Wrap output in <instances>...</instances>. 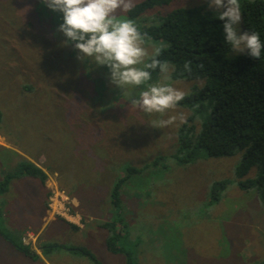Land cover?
I'll use <instances>...</instances> for the list:
<instances>
[{
    "label": "rangeland",
    "instance_id": "1",
    "mask_svg": "<svg viewBox=\"0 0 264 264\" xmlns=\"http://www.w3.org/2000/svg\"><path fill=\"white\" fill-rule=\"evenodd\" d=\"M202 1L172 0L151 13L163 15ZM32 6L41 15H32ZM56 14L61 13L42 0L34 5L0 0V134L6 143L0 144V181L30 158L43 160L50 180L42 188L39 178L17 173L0 193V264H95L72 246L89 249L101 264H126L125 253L108 249L109 231L100 225L117 215L130 225L118 244L131 253L132 264H261L264 203L256 188L238 184L241 154L213 157L201 150L188 162L173 156L179 121L161 129L150 125L174 113L131 109L130 97L145 86L118 88L105 66L91 58L77 60L76 50L61 43L65 37L56 29L62 16L51 18ZM145 47L151 52L157 44L145 38ZM159 79L155 75L151 82ZM173 83L188 93L200 81L185 77ZM176 111L189 113L180 102ZM155 158H160L156 165L124 180L123 207L115 204L112 188L127 167ZM217 180L225 186L215 190ZM46 189L47 209L56 218L49 216L40 233L24 229L27 219L39 223ZM72 197L80 203L76 211L67 203ZM62 218L84 219L85 227L77 230ZM20 235L45 260L39 253L30 257L6 237L19 241ZM54 244L48 252L46 245Z\"/></svg>",
    "mask_w": 264,
    "mask_h": 264
},
{
    "label": "trees",
    "instance_id": "2",
    "mask_svg": "<svg viewBox=\"0 0 264 264\" xmlns=\"http://www.w3.org/2000/svg\"><path fill=\"white\" fill-rule=\"evenodd\" d=\"M170 1L141 0L126 15L142 34H146L145 38L156 42V48L161 49L158 59L170 61L176 66L173 79L187 77L200 81L180 101L188 107L189 113L187 122L177 130V151L173 156L188 162L195 159L201 150L213 157L231 156L239 152L241 156L235 168L238 184L246 189L256 188L264 203V49L259 59L249 56L247 52H234L225 41L224 21L218 19L219 10L209 8L207 0L194 6L178 7L163 15L151 13L152 9ZM31 2L34 5L35 0ZM240 5L242 21L237 25L238 31L256 32L264 43V0H240ZM34 11L37 12L32 6V15ZM47 14L43 12L44 18ZM60 16L62 14L52 15L51 18L55 21ZM187 61H191V73L184 70ZM155 75H160L158 69L152 72V76ZM159 159L155 158L142 166L129 165L126 175L112 188V201L120 206L124 204L121 198L124 180L133 173H141L149 165H156ZM252 171L255 177H245L253 174ZM10 173L0 181V193L7 191L10 179L18 176L17 173L39 178L43 184L48 177L41 167L30 160L20 163L17 172ZM223 186L225 181L217 180L214 189ZM48 202L46 199L45 203ZM117 216L101 223L109 231L106 245L112 252L125 253L126 264H132L131 253L118 244L123 230L128 232L130 225L126 219H117ZM6 237L29 256L37 255L29 244L24 243L22 235L19 241ZM55 246L58 245H46V250ZM68 248L83 252L95 264H101L84 246ZM261 264H264V260Z\"/></svg>",
    "mask_w": 264,
    "mask_h": 264
},
{
    "label": "clouds",
    "instance_id": "3",
    "mask_svg": "<svg viewBox=\"0 0 264 264\" xmlns=\"http://www.w3.org/2000/svg\"><path fill=\"white\" fill-rule=\"evenodd\" d=\"M136 0H42L53 12L62 14V23L56 32L63 34V46L71 45L77 52V60L85 62L91 58L97 66L108 69V79L118 88L145 86L135 98L130 97V108L167 119L151 121V127L161 129L179 121L186 123L183 112H177L178 104L186 92L174 86L173 73L176 66L160 60V48L149 52L145 47V36L134 21L121 16L132 11ZM208 7L219 10L218 19L224 21L225 41L236 53L247 52L255 59L264 49L256 32L238 31L242 21L240 0H207ZM191 61L184 70L191 73ZM159 70L160 79L152 83V72Z\"/></svg>",
    "mask_w": 264,
    "mask_h": 264
},
{
    "label": "crops",
    "instance_id": "4",
    "mask_svg": "<svg viewBox=\"0 0 264 264\" xmlns=\"http://www.w3.org/2000/svg\"><path fill=\"white\" fill-rule=\"evenodd\" d=\"M0 144H5L6 145V143H5V141H4V136H2L1 134H0ZM31 160H33L34 158H30ZM27 160H29V159H27ZM30 160V161H31ZM43 160L41 159V158H39V161H37V160H35V164L37 165V166H39V167H41L42 169H44L45 171H48L45 167H42L41 166V162H42ZM33 162V161H32ZM47 173H49V172H47ZM49 175V174H48ZM23 177V175H20V178H22ZM40 180V179H39ZM49 181L50 180H48V183H49ZM48 183L46 182L45 184H43L42 182H41V180H40V184H41V186H42V188L44 187V188H47L46 186H48ZM47 191H46V198H45V201H46V199L48 198L47 197V195L49 194V189H46ZM5 193V192H4ZM45 201H44V205H43V213L39 216V223L37 224L36 223V221L34 220V219H27L26 221H29L28 222V224L27 225H25L24 226V229H30V228H32V227H37V228H39V233L41 232V230L45 227V225H46V222H47V219L49 218V216H51V218L54 220L56 217H52V215H50V213L51 212H49L48 211V204H46L45 203ZM67 203L70 205V207H72L73 209H75V211H76V207H77V204L79 203V201L77 200V198L76 197H72V199H71V203L70 202H68L67 201ZM72 204V205H71ZM80 204V203H79ZM23 209V208H22ZM128 210H129V208H127ZM76 218V217H75ZM51 219V220H52ZM63 219V218H62ZM66 219V218H65ZM65 219H63V220H65ZM65 222L67 223V224H69V225H71L72 227H74V228H76L77 230H79V229H83L84 227H85V225H84V219H83V222L82 223H78L77 221H76V219H75V221H71V219H66L65 220ZM72 222H74V224H71ZM101 223H102V221L100 222V225H101ZM25 231V230H24ZM39 233H37V235L39 234ZM166 236V235H165ZM16 248V247H15ZM32 249H33V247H31ZM22 251V250H21ZM50 251H52V250H49L48 252H50ZM72 251H74V250H72ZM33 253H35L36 251H34V249H33V251H32ZM36 253H39V255L41 256V258L43 259V260H45L44 258H43V253H42V251L41 250H39V252H36ZM28 255V254H27ZM31 257V256H30ZM34 258V257H33ZM45 264H46V261H45ZM48 264H50V263H48Z\"/></svg>",
    "mask_w": 264,
    "mask_h": 264
},
{
    "label": "built area",
    "instance_id": "5",
    "mask_svg": "<svg viewBox=\"0 0 264 264\" xmlns=\"http://www.w3.org/2000/svg\"><path fill=\"white\" fill-rule=\"evenodd\" d=\"M61 204H60V207L62 208V209H65L66 210V208L68 207L67 205H65L66 203L64 202V198L63 197H61Z\"/></svg>",
    "mask_w": 264,
    "mask_h": 264
}]
</instances>
